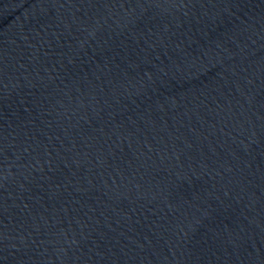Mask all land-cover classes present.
<instances>
[{"label":"water","instance_id":"1","mask_svg":"<svg viewBox=\"0 0 264 264\" xmlns=\"http://www.w3.org/2000/svg\"><path fill=\"white\" fill-rule=\"evenodd\" d=\"M0 264H264V0H0Z\"/></svg>","mask_w":264,"mask_h":264}]
</instances>
